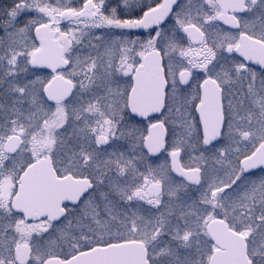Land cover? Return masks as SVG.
I'll return each mask as SVG.
<instances>
[{
    "label": "snow or ice",
    "instance_id": "snow-or-ice-1",
    "mask_svg": "<svg viewBox=\"0 0 264 264\" xmlns=\"http://www.w3.org/2000/svg\"><path fill=\"white\" fill-rule=\"evenodd\" d=\"M0 264H264V0H0Z\"/></svg>",
    "mask_w": 264,
    "mask_h": 264
}]
</instances>
